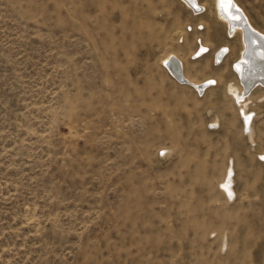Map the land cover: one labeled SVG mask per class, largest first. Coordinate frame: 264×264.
<instances>
[{
    "label": "rangeland",
    "instance_id": "rangeland-1",
    "mask_svg": "<svg viewBox=\"0 0 264 264\" xmlns=\"http://www.w3.org/2000/svg\"><path fill=\"white\" fill-rule=\"evenodd\" d=\"M199 2L0 0V264H264V86L249 135L241 33Z\"/></svg>",
    "mask_w": 264,
    "mask_h": 264
},
{
    "label": "bare ground",
    "instance_id": "bare-ground-1",
    "mask_svg": "<svg viewBox=\"0 0 264 264\" xmlns=\"http://www.w3.org/2000/svg\"><path fill=\"white\" fill-rule=\"evenodd\" d=\"M194 11L201 10L202 5L199 0H183ZM218 17L222 19L229 27V32L241 33V41L243 44V51L236 62V69L238 76L242 83V89L239 90L235 85L230 84L229 89L235 95V98L241 103V109L244 119V131L249 135L253 134V122L252 114L246 111V103L248 98L257 86H264V33L257 29L250 21L245 10L239 5L236 0H216ZM204 6V5H203ZM198 12V11H197ZM202 27V26H201ZM201 41V40H200ZM201 44V43H200ZM202 46V45H201ZM200 46V47H201ZM207 49V46L203 45L200 50L196 52L202 53ZM229 47H222L216 51V59L220 60L227 54ZM196 55V54H195ZM219 62V61H216ZM164 64L170 71V73L179 81L181 77L187 80V83L194 85L197 89H200L202 93L206 87L211 85L215 79H209L205 82L195 83L184 72V63L180 57L171 53L164 59ZM178 71V72H177ZM184 82V81H181ZM214 83V82H213ZM242 115V114H241ZM217 125V123H214ZM252 138V136H251ZM228 178L223 182V188L226 193H235L233 187V168L229 170ZM232 198L231 196H229Z\"/></svg>",
    "mask_w": 264,
    "mask_h": 264
},
{
    "label": "water",
    "instance_id": "water-1",
    "mask_svg": "<svg viewBox=\"0 0 264 264\" xmlns=\"http://www.w3.org/2000/svg\"><path fill=\"white\" fill-rule=\"evenodd\" d=\"M178 72V71H177ZM181 81L186 82L187 80L184 79V77H181Z\"/></svg>",
    "mask_w": 264,
    "mask_h": 264
},
{
    "label": "snow or ice",
    "instance_id": "snow-or-ice-1",
    "mask_svg": "<svg viewBox=\"0 0 264 264\" xmlns=\"http://www.w3.org/2000/svg\"><path fill=\"white\" fill-rule=\"evenodd\" d=\"M189 2L191 3V2H193V0H189ZM229 195H231V193H229Z\"/></svg>",
    "mask_w": 264,
    "mask_h": 264
}]
</instances>
